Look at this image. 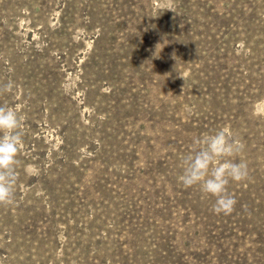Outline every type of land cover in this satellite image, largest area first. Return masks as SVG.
Segmentation results:
<instances>
[{
    "label": "rangeland",
    "instance_id": "374dc122",
    "mask_svg": "<svg viewBox=\"0 0 264 264\" xmlns=\"http://www.w3.org/2000/svg\"><path fill=\"white\" fill-rule=\"evenodd\" d=\"M7 84L0 264H264V0H0ZM224 127L249 169L227 216L178 180Z\"/></svg>",
    "mask_w": 264,
    "mask_h": 264
},
{
    "label": "clouds",
    "instance_id": "9594fccd",
    "mask_svg": "<svg viewBox=\"0 0 264 264\" xmlns=\"http://www.w3.org/2000/svg\"><path fill=\"white\" fill-rule=\"evenodd\" d=\"M10 88V84L4 85L0 92ZM22 128L23 117L19 112L14 107L0 105V206L9 208L16 199ZM243 149V143L227 127L196 137L181 161L182 174L178 180L186 189L198 188L203 195L214 197L212 211L216 215H231L237 201L228 186L249 178L247 163L237 160Z\"/></svg>",
    "mask_w": 264,
    "mask_h": 264
}]
</instances>
